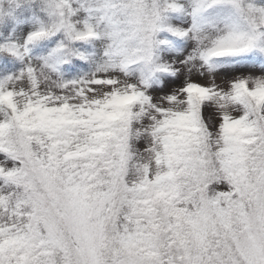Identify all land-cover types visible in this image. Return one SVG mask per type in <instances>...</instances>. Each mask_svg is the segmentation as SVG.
I'll return each instance as SVG.
<instances>
[{"label": "snow or ice", "instance_id": "snow-or-ice-1", "mask_svg": "<svg viewBox=\"0 0 264 264\" xmlns=\"http://www.w3.org/2000/svg\"><path fill=\"white\" fill-rule=\"evenodd\" d=\"M0 264H264V0H0Z\"/></svg>", "mask_w": 264, "mask_h": 264}]
</instances>
